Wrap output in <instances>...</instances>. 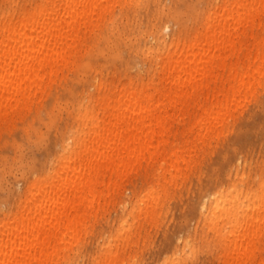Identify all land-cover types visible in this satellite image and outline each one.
I'll use <instances>...</instances> for the list:
<instances>
[{"label": "rangeland", "instance_id": "rangeland-1", "mask_svg": "<svg viewBox=\"0 0 264 264\" xmlns=\"http://www.w3.org/2000/svg\"><path fill=\"white\" fill-rule=\"evenodd\" d=\"M42 1L0 0V17L32 15ZM220 2L107 4L82 34L74 56L42 87L34 84L28 102L0 120V225L19 212L35 180L47 182L61 172L64 157L86 129L82 116L96 112L97 98L108 89L157 79L165 44L192 41ZM253 35L262 37L264 50L262 28ZM240 42L242 53L257 51L251 37ZM226 77L227 71L222 80ZM213 87L211 81L209 96ZM202 111L190 106L175 112L155 137V146L167 152L183 148L185 160L177 168L165 152L110 167L96 184L92 205L86 195L81 224L64 241H55V252L48 250L52 261L41 256V263L224 264L236 239L243 238L249 264H264V68L218 129L200 132ZM234 191L250 196L238 211L248 230L231 231L233 215L217 209ZM98 192L104 193L100 199Z\"/></svg>", "mask_w": 264, "mask_h": 264}, {"label": "bare ground", "instance_id": "bare-ground-1", "mask_svg": "<svg viewBox=\"0 0 264 264\" xmlns=\"http://www.w3.org/2000/svg\"><path fill=\"white\" fill-rule=\"evenodd\" d=\"M110 1L43 0L32 15L0 17V120L28 102L34 84L42 87L74 56L82 34ZM263 16L264 0H222L207 12L192 41L176 38L165 44L168 49L158 64L157 79L108 89L98 97L93 104L96 112L85 111L82 116L86 129L64 157L61 172L47 182L35 180L31 185L35 191L31 189L20 202L19 212L0 225V264H42L41 256L52 261L56 243L81 224L86 195L92 205L96 184L110 167H124L145 153L165 152L177 168L185 160L183 148L167 152L155 146V137L163 134L175 112L190 106L203 108L197 127L204 134L226 121L229 109L264 68L262 37L253 35L255 28L264 33ZM247 36L257 51L242 53L240 40ZM103 194L98 192V199ZM249 199L248 194L234 191L217 205L233 215L231 231L249 229L238 219ZM241 240L236 239L224 264L250 263Z\"/></svg>", "mask_w": 264, "mask_h": 264}]
</instances>
